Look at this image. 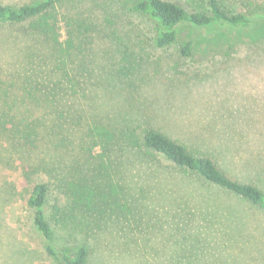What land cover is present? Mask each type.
Instances as JSON below:
<instances>
[{"label":"rangeland","instance_id":"rangeland-1","mask_svg":"<svg viewBox=\"0 0 264 264\" xmlns=\"http://www.w3.org/2000/svg\"><path fill=\"white\" fill-rule=\"evenodd\" d=\"M169 1L209 13L203 0ZM220 2L231 13L264 11V0ZM48 17L58 42L26 30L42 17L0 23V264H56L28 205L39 183L50 187L53 246L86 247L87 264H264V243H242L240 228L221 227L245 202L133 148L110 154L109 178L95 170L105 167L107 141L92 133L141 139L157 130L189 150L213 149L222 168L264 192V62L253 58L264 53V25L184 27L180 42L195 41L185 58L179 44L158 48L152 23L124 0H72ZM232 117L249 120L246 134L226 128ZM225 133L237 146L216 137ZM95 198L100 208L90 210Z\"/></svg>","mask_w":264,"mask_h":264},{"label":"trees","instance_id":"trees-1","mask_svg":"<svg viewBox=\"0 0 264 264\" xmlns=\"http://www.w3.org/2000/svg\"><path fill=\"white\" fill-rule=\"evenodd\" d=\"M69 1L72 0H41L35 4L19 8H12L0 4V23L18 24L42 17L39 22H32L26 30L35 35L43 36L44 42L46 43L50 41L58 42L56 41L58 39L57 22L49 18L48 15L57 5ZM124 1L132 13L145 17L152 23L155 32V45L158 48L165 49L179 44L180 53L185 58H193L195 41L187 40L180 42V34L184 27L203 29L220 24L237 28H256L264 25V11L257 10L254 12L231 13L225 9L220 0H203L208 8V14L203 12L189 13L180 3L169 0ZM206 43L208 48H213L209 47L212 45L211 43H208V41ZM256 57L261 62H264V53L257 54L253 58ZM237 121L238 119L235 117L226 118L224 125L229 130L237 128V131L239 130L245 133L243 128L248 124L249 120L242 119L239 125L236 124ZM108 129L105 127H95L92 130L93 136L107 141L108 146L103 147V150L107 154L106 161L104 159L105 167H99L98 165L95 170L105 172L111 178L110 169L112 168V164L110 154L116 149L126 152L130 148H133L140 150L139 152L163 155L176 169L187 172L188 174H195L210 187L245 202L249 206L247 209H244L245 213L238 214L237 221L225 222L226 225H221V227H235L237 228L236 230L240 228V232L236 234L235 238L242 243L247 241L252 242L253 240H255V243H264V192L256 184L247 180V178L236 173L233 174L234 170L222 168L215 159L213 149L204 147L202 151L189 150L182 142L174 140L170 136L157 130L146 131L141 139H137L130 131L122 134L119 133L118 135L110 131L111 129ZM33 133L36 134L34 130ZM224 135H217L216 137L221 140L227 138L226 140L232 147L237 146L234 140L230 139L234 133H225ZM244 139L247 140V136H244ZM209 141L214 142V138L210 136ZM229 147L224 146V148H221L223 154L226 153ZM214 150L216 151V147ZM221 156L219 157L220 159H222ZM220 163L223 164L222 162ZM242 167L247 169L246 164H243ZM253 167L251 166V168ZM49 193V185L39 183L34 186L28 200V205L34 211L35 226L43 236L48 255L56 264H87L89 251L86 247H63L56 249L53 246V231L46 216V204L49 199ZM91 194L93 196L92 192ZM112 194H117V189L112 191ZM93 200L94 205L90 206L89 209H99L100 204H98L96 198ZM90 201L88 200L87 202ZM87 202L86 205H88ZM206 217L210 222L215 220L209 213L206 214ZM239 219L240 221H238ZM244 224L246 227L243 226ZM252 226L259 228L262 234L258 233L259 235H256L254 232H249V228Z\"/></svg>","mask_w":264,"mask_h":264}]
</instances>
